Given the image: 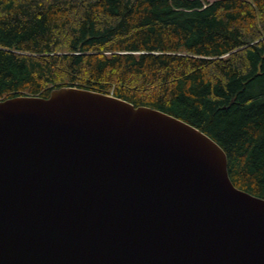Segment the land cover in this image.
Instances as JSON below:
<instances>
[{
	"label": "water",
	"instance_id": "1",
	"mask_svg": "<svg viewBox=\"0 0 264 264\" xmlns=\"http://www.w3.org/2000/svg\"><path fill=\"white\" fill-rule=\"evenodd\" d=\"M159 110L75 87L0 100V264H264V199Z\"/></svg>",
	"mask_w": 264,
	"mask_h": 264
},
{
	"label": "trees",
	"instance_id": "2",
	"mask_svg": "<svg viewBox=\"0 0 264 264\" xmlns=\"http://www.w3.org/2000/svg\"><path fill=\"white\" fill-rule=\"evenodd\" d=\"M0 55V100L75 87L159 110L264 199V0H0Z\"/></svg>",
	"mask_w": 264,
	"mask_h": 264
},
{
	"label": "bare ground",
	"instance_id": "3",
	"mask_svg": "<svg viewBox=\"0 0 264 264\" xmlns=\"http://www.w3.org/2000/svg\"><path fill=\"white\" fill-rule=\"evenodd\" d=\"M187 1V0H186ZM172 2V1H170ZM174 4V3H173ZM212 5V4H211ZM170 8V7H169ZM186 8V7H185ZM199 8V7H198ZM179 13V12H178ZM158 17V16H157ZM173 18V17H172ZM175 18V17H174ZM184 18V17H183ZM185 19V18H184ZM155 21V20H154ZM155 29V28H154ZM260 33V32H259ZM256 45V44H255ZM245 48V47H244ZM242 50V49H241ZM236 52V51H235ZM234 53V52H233ZM1 56V55H0ZM194 61V60H193Z\"/></svg>",
	"mask_w": 264,
	"mask_h": 264
},
{
	"label": "rangeland",
	"instance_id": "4",
	"mask_svg": "<svg viewBox=\"0 0 264 264\" xmlns=\"http://www.w3.org/2000/svg\"><path fill=\"white\" fill-rule=\"evenodd\" d=\"M204 2H213L214 0H203Z\"/></svg>",
	"mask_w": 264,
	"mask_h": 264
}]
</instances>
